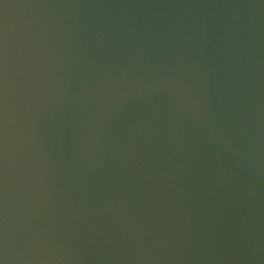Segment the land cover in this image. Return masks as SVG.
<instances>
[{
  "label": "water",
  "instance_id": "1",
  "mask_svg": "<svg viewBox=\"0 0 264 264\" xmlns=\"http://www.w3.org/2000/svg\"><path fill=\"white\" fill-rule=\"evenodd\" d=\"M0 264H264V0H0Z\"/></svg>",
  "mask_w": 264,
  "mask_h": 264
}]
</instances>
